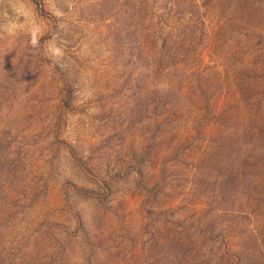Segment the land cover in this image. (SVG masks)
Instances as JSON below:
<instances>
[{
    "label": "rangeland",
    "instance_id": "obj_1",
    "mask_svg": "<svg viewBox=\"0 0 264 264\" xmlns=\"http://www.w3.org/2000/svg\"><path fill=\"white\" fill-rule=\"evenodd\" d=\"M0 264H264V0H0Z\"/></svg>",
    "mask_w": 264,
    "mask_h": 264
},
{
    "label": "clouds",
    "instance_id": "obj_2",
    "mask_svg": "<svg viewBox=\"0 0 264 264\" xmlns=\"http://www.w3.org/2000/svg\"><path fill=\"white\" fill-rule=\"evenodd\" d=\"M31 43H32V45H34V46L37 44V39H36L35 35H33V38H32V40H31Z\"/></svg>",
    "mask_w": 264,
    "mask_h": 264
}]
</instances>
